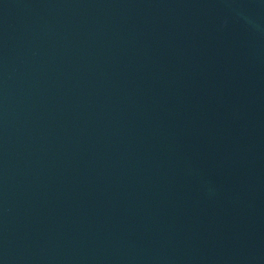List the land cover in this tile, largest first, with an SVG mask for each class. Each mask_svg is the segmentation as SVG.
Returning a JSON list of instances; mask_svg holds the SVG:
<instances>
[{
	"label": "water",
	"instance_id": "1",
	"mask_svg": "<svg viewBox=\"0 0 264 264\" xmlns=\"http://www.w3.org/2000/svg\"><path fill=\"white\" fill-rule=\"evenodd\" d=\"M0 264H264V0H0Z\"/></svg>",
	"mask_w": 264,
	"mask_h": 264
}]
</instances>
